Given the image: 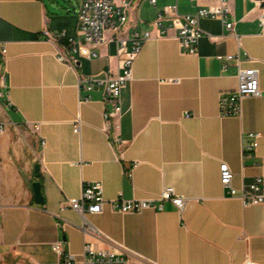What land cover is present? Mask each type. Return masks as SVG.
I'll return each instance as SVG.
<instances>
[{
    "label": "crops",
    "instance_id": "crops-1",
    "mask_svg": "<svg viewBox=\"0 0 264 264\" xmlns=\"http://www.w3.org/2000/svg\"><path fill=\"white\" fill-rule=\"evenodd\" d=\"M216 2L142 1L130 10L121 35L149 28L153 37L142 46L121 92L122 115L116 123L126 144L119 155L103 131L102 87L90 91L87 103L80 102L78 89L79 74L117 70L115 42L102 44L96 57L75 54L76 63L67 64L57 52L76 37L78 0H0V42L6 46L0 86V264H61L52 249L56 240L76 255L90 241L97 249L124 246L154 264H244L247 257L264 264V205H243L226 195L219 172L226 162L237 189L262 176L264 191L261 10L253 0H233V34L218 19L202 18L205 33L197 55L183 53L172 37H156L147 25L165 5L190 14ZM219 54H238L241 67L258 70L261 94L243 99L240 116L219 113V96L237 86L235 62L224 65ZM76 117L82 120L79 133L73 131ZM249 133L259 136L256 151L247 155L242 144L251 140ZM131 168L127 177L124 171ZM36 180L41 204L31 187ZM96 180L106 200L118 194L142 198L164 186L188 200L181 211L165 201L162 210L129 213L106 201L100 213L86 214L101 234L93 235L83 228L82 216L62 204Z\"/></svg>",
    "mask_w": 264,
    "mask_h": 264
},
{
    "label": "built area",
    "instance_id": "built-area-1",
    "mask_svg": "<svg viewBox=\"0 0 264 264\" xmlns=\"http://www.w3.org/2000/svg\"><path fill=\"white\" fill-rule=\"evenodd\" d=\"M142 1H147L151 5H156L157 2V0H78V6L75 9L78 19L76 37L68 38L66 43L62 44L61 51L57 52L58 60L74 65L76 63L75 54L96 57L99 55L98 49L102 44L107 41L115 42L117 70L104 76L79 74L78 89L80 102L87 103L91 100L90 91L96 86L102 87L105 121L103 131L107 135L110 145L119 155L122 154V148L126 144L117 132L118 124L116 123V120L122 115L121 92L132 79V67L142 46L153 37L149 28L134 30L129 36L121 35V31L128 22L130 10ZM194 1L198 2L199 0ZM232 1L217 0L216 4L212 6L199 5L197 10L190 14H180L175 4L165 5L157 11L155 18L147 25L157 31L156 37H172L177 40L183 53L197 55L199 40L205 33L200 26L202 18L218 19L227 34L234 33ZM253 2L261 10L260 21L263 24L264 0H253ZM170 30L174 31L172 35L169 34ZM107 31H112L116 35L106 37ZM44 33L50 39H56L46 30ZM59 35L63 36L64 32ZM235 36L240 44V36ZM5 53L6 46L0 42V86L2 87L4 84L1 60ZM244 53L249 57L247 52ZM217 59L221 60L224 65L229 61H234L237 66V86L233 91L222 93L219 96V113L222 116H240L243 99L261 94L258 70L252 67H241L238 54H219ZM3 93L1 92L0 95ZM72 122L73 131L79 133L82 120L76 117ZM33 128L38 130L39 124H34ZM3 129L4 124L0 121V131ZM248 136L251 140L242 144V151L244 154L250 155L256 151L259 134L249 133ZM44 143L42 141V145ZM136 164V162L133 163L132 168ZM132 168L124 171L127 177L132 176ZM219 172L220 184L226 195L238 197L243 205H264L262 176H256L251 183L237 189L232 184L233 172L226 162L220 163ZM187 200V197L176 193L171 186H164L158 193L142 198L127 199L118 194L115 198L106 200L102 182L96 180L84 183L80 195L67 198L62 207H69L78 212L84 220L83 228L93 235H101L97 229L87 223L86 214L100 213L106 201L110 203L112 209L121 213H129L140 212L148 208L162 210L165 201H170L181 211ZM52 249L61 264H154L124 246H118L116 249H97L90 241L84 242L83 252L80 255L67 251L63 247L62 240L53 242ZM244 264L257 263L247 257Z\"/></svg>",
    "mask_w": 264,
    "mask_h": 264
},
{
    "label": "water",
    "instance_id": "water-1",
    "mask_svg": "<svg viewBox=\"0 0 264 264\" xmlns=\"http://www.w3.org/2000/svg\"><path fill=\"white\" fill-rule=\"evenodd\" d=\"M39 169H40V165L36 164L34 166V172H35V176L38 177L39 176ZM32 190H33V195H34V200L36 203L41 204L43 202V195L41 192V184L39 181H34L31 185Z\"/></svg>",
    "mask_w": 264,
    "mask_h": 264
}]
</instances>
